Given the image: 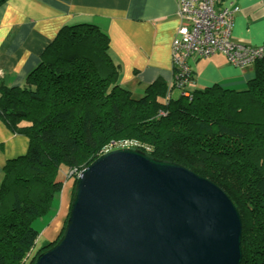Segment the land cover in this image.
Instances as JSON below:
<instances>
[{"label": "trees", "instance_id": "16d2710c", "mask_svg": "<svg viewBox=\"0 0 264 264\" xmlns=\"http://www.w3.org/2000/svg\"><path fill=\"white\" fill-rule=\"evenodd\" d=\"M254 65L240 90L214 84L175 97L177 86L158 79L135 96L120 81L107 32L93 23L64 26L23 85L0 83V117L30 142L3 170L0 264L27 255L35 264L57 243L36 248L35 220L52 211L67 178L73 199L79 171L124 148L109 147L122 140L223 188L242 218L241 264H264V55Z\"/></svg>", "mask_w": 264, "mask_h": 264}, {"label": "water", "instance_id": "95a60500", "mask_svg": "<svg viewBox=\"0 0 264 264\" xmlns=\"http://www.w3.org/2000/svg\"><path fill=\"white\" fill-rule=\"evenodd\" d=\"M242 229L212 180L116 148L79 174L64 233L35 264H241Z\"/></svg>", "mask_w": 264, "mask_h": 264}, {"label": "crops", "instance_id": "0c3cea01", "mask_svg": "<svg viewBox=\"0 0 264 264\" xmlns=\"http://www.w3.org/2000/svg\"><path fill=\"white\" fill-rule=\"evenodd\" d=\"M223 6L234 11L233 40L264 44V0H218L216 7ZM182 22L178 0H3L0 83L23 85L42 51L64 26L93 23L109 34L112 57L121 64V83L141 96L154 81L173 80L172 42ZM189 62L194 88L219 84L240 90L255 75L254 64H233L223 53ZM178 90L180 96L179 88L173 95ZM29 143L26 135L13 132L0 117V185L7 161L24 155ZM70 189L67 184L60 196L58 212L66 209L65 216L71 204Z\"/></svg>", "mask_w": 264, "mask_h": 264}, {"label": "built area", "instance_id": "2783aa9c", "mask_svg": "<svg viewBox=\"0 0 264 264\" xmlns=\"http://www.w3.org/2000/svg\"><path fill=\"white\" fill-rule=\"evenodd\" d=\"M217 2L218 0H178V15L183 22L172 42V83L185 95H190L194 88L190 58L209 57L220 52L230 62L242 66L255 64L264 55V44L253 46L232 39V11L226 6L217 8ZM2 75L3 71L0 69V77Z\"/></svg>", "mask_w": 264, "mask_h": 264}, {"label": "rangeland", "instance_id": "374dc122", "mask_svg": "<svg viewBox=\"0 0 264 264\" xmlns=\"http://www.w3.org/2000/svg\"><path fill=\"white\" fill-rule=\"evenodd\" d=\"M233 14H234V11H232V22H233V19H234ZM237 42H239V41H237ZM253 46H257V45H253ZM218 53H220V52H218ZM193 58H195V57H193ZM204 58H207V57H204ZM189 65L191 66L190 62H189ZM179 93H180L179 90L176 91L174 93V96L175 97H178V94ZM181 93H182V90H181ZM122 144H129V143H128V141H125V140H122V141H113V142L110 143L109 147H112L113 145H120L121 146ZM125 147H129V146L126 145V146H124V148ZM81 172H82V170L79 171V174ZM79 174H78V176H79ZM73 182H74V180L67 178V180H65V183H64L62 192L65 189V187L67 186V184H69L70 187H71V189H70V195L72 196V191H73V184L72 183ZM62 192L60 193L59 197H57V199L54 200L53 207H52V211L49 214L44 215L41 218H38L34 222V226L39 230V239H38L36 248H38V247H40L42 245L45 246L46 244H49L51 242H55L56 240L58 241L61 238V236L63 235V233H64V230H65V227H66V220H67L66 218L68 217V214L65 216L66 209L62 210L60 213L58 212V207L60 206V200H61L60 196L63 195ZM71 201H72V198H71ZM57 227H58V229H57ZM45 230L47 231V233H44ZM33 252H34V250H32L29 253H33ZM28 257L29 256L27 255V257L24 259V261H23L22 264H29L28 263L29 262L28 261Z\"/></svg>", "mask_w": 264, "mask_h": 264}]
</instances>
